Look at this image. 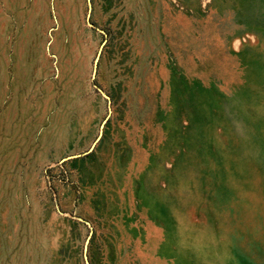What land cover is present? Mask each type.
<instances>
[{
  "label": "rangeland",
  "instance_id": "obj_1",
  "mask_svg": "<svg viewBox=\"0 0 264 264\" xmlns=\"http://www.w3.org/2000/svg\"><path fill=\"white\" fill-rule=\"evenodd\" d=\"M26 7L0 0V264H264V0H45L30 90Z\"/></svg>",
  "mask_w": 264,
  "mask_h": 264
},
{
  "label": "crops",
  "instance_id": "obj_2",
  "mask_svg": "<svg viewBox=\"0 0 264 264\" xmlns=\"http://www.w3.org/2000/svg\"><path fill=\"white\" fill-rule=\"evenodd\" d=\"M44 2L45 0H24V7L26 3L27 7L24 12V17L22 14L20 18L22 22L11 23V26L6 24V28H20L11 45L14 54L13 58H15V60L12 58L11 63L14 61L16 70L20 69L22 71V77L24 76V82L28 86V90H30L31 85L34 87L35 84H38L45 74L44 69L41 67V62L45 58L46 18ZM3 43L6 48L8 44L7 36L6 38L0 36V46L2 52L8 53L3 48ZM29 93L27 95L28 98L14 101L13 110H10V116L13 117L12 127L16 139L21 140L25 133H28V137L26 139L24 137L22 144L27 143L26 140L28 139V147L32 148L31 145H37L39 143L36 136L40 131V124L43 123L44 117L39 115V110L37 111L33 108ZM6 116L8 117L7 113ZM39 154H42V158L37 157V161H44L46 152L42 151ZM79 175L95 176L93 171L82 166L80 167ZM37 205H40L39 202H37Z\"/></svg>",
  "mask_w": 264,
  "mask_h": 264
}]
</instances>
